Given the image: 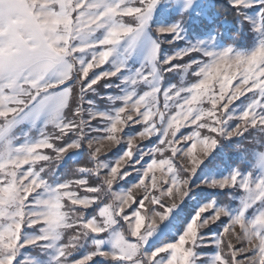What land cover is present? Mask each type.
<instances>
[{
  "label": "snow or ice",
  "instance_id": "1",
  "mask_svg": "<svg viewBox=\"0 0 264 264\" xmlns=\"http://www.w3.org/2000/svg\"><path fill=\"white\" fill-rule=\"evenodd\" d=\"M0 264H264V0H0Z\"/></svg>",
  "mask_w": 264,
  "mask_h": 264
},
{
  "label": "rangeland",
  "instance_id": "2",
  "mask_svg": "<svg viewBox=\"0 0 264 264\" xmlns=\"http://www.w3.org/2000/svg\"><path fill=\"white\" fill-rule=\"evenodd\" d=\"M247 45H248V41L241 39L240 44L238 45V47H240V48H244V47H246ZM137 143H140V141L137 140ZM158 176H159V173H158ZM141 191H142V190H136L137 195H139V194L141 193ZM234 242H235V241H234Z\"/></svg>",
  "mask_w": 264,
  "mask_h": 264
}]
</instances>
